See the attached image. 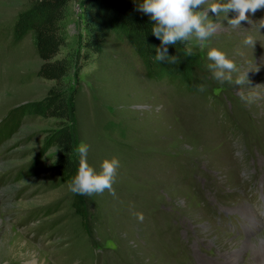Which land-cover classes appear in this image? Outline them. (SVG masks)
I'll use <instances>...</instances> for the list:
<instances>
[{
  "label": "rangeland",
  "instance_id": "1",
  "mask_svg": "<svg viewBox=\"0 0 264 264\" xmlns=\"http://www.w3.org/2000/svg\"><path fill=\"white\" fill-rule=\"evenodd\" d=\"M33 1L0 0V264H264V9L239 29L228 26L235 13L209 10L225 29L204 46L190 38L193 67L182 78L147 68L116 32L86 62L84 0H70V125L97 172L120 161L114 192L85 196L83 223L52 169L55 122L17 115L54 85L38 76L34 34L14 32ZM211 48L235 61L231 82L213 79Z\"/></svg>",
  "mask_w": 264,
  "mask_h": 264
},
{
  "label": "trees",
  "instance_id": "2",
  "mask_svg": "<svg viewBox=\"0 0 264 264\" xmlns=\"http://www.w3.org/2000/svg\"><path fill=\"white\" fill-rule=\"evenodd\" d=\"M142 3L143 0H84L86 33L82 46L85 61L101 56L110 34L116 32L125 38L147 68H157L161 72L166 68V71L185 78L193 62L186 54L184 43L167 46L168 57H177L176 63L155 60L161 40L152 33L155 22L150 15L138 11ZM69 4L70 0H34L32 6L19 15L14 28L15 35L20 38L30 32L34 34L40 59L38 76L54 82L43 100L21 107L17 115L24 112L55 122L48 138L57 150L52 169L67 183L75 177L79 167L77 141L70 125L76 117L73 101L76 94L67 81L76 55L62 53L68 41L65 26ZM86 205L85 196L73 193L72 206L83 223L87 220Z\"/></svg>",
  "mask_w": 264,
  "mask_h": 264
},
{
  "label": "clouds",
  "instance_id": "3",
  "mask_svg": "<svg viewBox=\"0 0 264 264\" xmlns=\"http://www.w3.org/2000/svg\"><path fill=\"white\" fill-rule=\"evenodd\" d=\"M207 0H143L138 11L150 15L155 22L152 33L161 40V47L157 48L156 61H165L176 63L177 57H168V45H175L178 42L184 43L186 54L192 55V48L187 42L192 36L204 46V42L209 40L216 33L224 30L222 22L213 21L208 16L210 10L217 17L224 13H235V18L228 19V26L232 29H239L241 22L248 21V13L264 9V0H211L207 3L203 11L196 9L205 5ZM260 27H264V21L260 22ZM246 45L254 47L255 40L251 36L244 39ZM208 59L213 63L209 64L213 79L220 83L233 80V73L239 71L233 59H230L227 53L211 48L208 53ZM247 76V73H246ZM244 81L237 78L236 83L241 84ZM201 92L205 91V85L196 86ZM89 146L81 142L76 148L79 156V167L75 177L68 182V190L81 196H90L93 194H103L106 190L114 192L113 184L120 167V161L113 157L105 159L101 164V169L97 172L88 164L87 154ZM143 216L140 214V219Z\"/></svg>",
  "mask_w": 264,
  "mask_h": 264
},
{
  "label": "bare ground",
  "instance_id": "4",
  "mask_svg": "<svg viewBox=\"0 0 264 264\" xmlns=\"http://www.w3.org/2000/svg\"><path fill=\"white\" fill-rule=\"evenodd\" d=\"M251 211V210H250ZM244 212V211H243ZM244 214H245V212H244ZM245 215H247V213L245 214ZM250 218H251V216H250ZM253 218V217H252ZM254 222V221H253ZM229 260V262H230V264H238V261H237V258L236 257H232V258H228Z\"/></svg>",
  "mask_w": 264,
  "mask_h": 264
}]
</instances>
